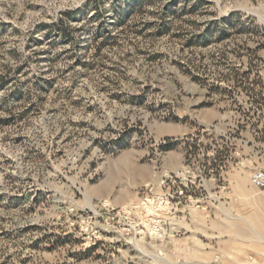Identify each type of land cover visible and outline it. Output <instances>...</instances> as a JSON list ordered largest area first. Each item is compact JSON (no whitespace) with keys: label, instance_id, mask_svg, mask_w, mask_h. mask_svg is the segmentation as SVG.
<instances>
[{"label":"rangeland","instance_id":"obj_1","mask_svg":"<svg viewBox=\"0 0 264 264\" xmlns=\"http://www.w3.org/2000/svg\"><path fill=\"white\" fill-rule=\"evenodd\" d=\"M255 169L264 0H0V264H264Z\"/></svg>","mask_w":264,"mask_h":264},{"label":"built area","instance_id":"obj_2","mask_svg":"<svg viewBox=\"0 0 264 264\" xmlns=\"http://www.w3.org/2000/svg\"><path fill=\"white\" fill-rule=\"evenodd\" d=\"M166 144L165 141H163ZM250 181L257 188L258 192L264 196V169H255L250 173Z\"/></svg>","mask_w":264,"mask_h":264},{"label":"trees","instance_id":"obj_3","mask_svg":"<svg viewBox=\"0 0 264 264\" xmlns=\"http://www.w3.org/2000/svg\"><path fill=\"white\" fill-rule=\"evenodd\" d=\"M171 147V144L169 143V144H165V145H163V148H165V149H168V148H170Z\"/></svg>","mask_w":264,"mask_h":264},{"label":"bare ground","instance_id":"obj_4","mask_svg":"<svg viewBox=\"0 0 264 264\" xmlns=\"http://www.w3.org/2000/svg\"><path fill=\"white\" fill-rule=\"evenodd\" d=\"M92 207V205H90Z\"/></svg>","mask_w":264,"mask_h":264}]
</instances>
